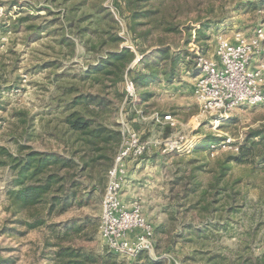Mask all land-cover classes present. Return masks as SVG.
Masks as SVG:
<instances>
[{
  "label": "trees",
  "instance_id": "16d2710c",
  "mask_svg": "<svg viewBox=\"0 0 264 264\" xmlns=\"http://www.w3.org/2000/svg\"><path fill=\"white\" fill-rule=\"evenodd\" d=\"M155 1L160 4L155 5ZM164 1L113 0V10L102 4H93V9H85L84 13L69 6L65 13L54 15L56 23L49 21V24L34 27L26 25V29L33 28L37 36L41 32H56L60 36L58 44L66 45L70 55L75 54L77 39L85 47V52L95 56L83 73H78L79 78L73 75L70 78L73 80L66 84L55 83V92L44 104L46 111L40 113V119L43 114L51 116L44 119L38 133H27L25 141L18 142L14 152L0 145V167H6L10 173L4 190L5 210L12 217L10 222L21 227L18 230L21 236L30 230L43 229L42 255L47 264H121L117 258L125 259L105 244L100 252L75 244V237L83 240L94 238L96 230L98 233L99 219L90 215L54 219L71 209L85 207L104 191L121 141L120 123L112 118L118 107L128 111L130 119H141L135 110L153 96L150 84H169L177 80L181 65L193 66L194 54L189 45H197L206 52V31L223 23V16L212 17L213 9L210 7L207 9L210 16L193 18L187 24V20H178L182 17L181 10L177 7L171 11L165 9L162 7ZM121 3L128 12V31L146 44L144 47L137 45V51L121 45L123 39L117 32L119 28L114 14V11L122 13ZM46 10L50 15L51 11ZM30 16L26 14L14 19V31ZM55 24L56 28L50 30ZM142 27L143 30L139 29ZM156 30L159 34L184 32L185 35H182L181 43L174 44L162 39L161 35L155 37ZM149 37L152 42L147 44ZM55 63L46 61L43 68ZM62 76L55 73L53 79L58 82ZM126 79H130L137 89L135 102L128 99L124 103L123 83ZM145 108L141 109L143 114L146 113ZM13 115L19 124L27 125L33 124L35 116L25 107L16 109ZM166 129V133L172 131L169 125ZM221 138L206 135L202 144H217ZM37 139L42 147L31 143ZM237 147L236 151H227L223 159H216L217 168L207 183L195 179L193 170L183 176L181 195L175 194L176 205L205 218L215 212L216 219L215 222L199 224L190 219L183 222L170 215L175 222L180 220V226H174L176 232L167 250H171L179 240L192 243L191 250L183 255L180 264H264V251H251L250 243L256 238L253 228L243 231L229 246L218 245L223 231L228 234L232 227L231 219L222 217L221 211L236 213L243 207L242 198H239L240 180L229 183L227 179L231 165H250L264 171V123L248 128ZM181 219H184L183 215ZM260 224L264 226V221ZM3 230L4 233L8 229ZM156 231L162 233L164 229L161 226ZM3 250L7 255H0V264H13L16 249L9 247ZM132 260L131 264H169L171 261L161 253L152 257L145 252L138 253Z\"/></svg>",
  "mask_w": 264,
  "mask_h": 264
},
{
  "label": "rangeland",
  "instance_id": "374dc122",
  "mask_svg": "<svg viewBox=\"0 0 264 264\" xmlns=\"http://www.w3.org/2000/svg\"><path fill=\"white\" fill-rule=\"evenodd\" d=\"M112 3L113 0H0V145L14 152L17 143L25 141L27 133H38V127L44 119L51 116V114H43V118L40 119V113L46 111L44 104L55 92V83L66 84L67 81L73 80L70 79L73 75L79 78L78 73H83L95 57L85 52V47L74 35L77 46L75 54L70 55L66 45L58 44L60 36L56 32L48 34L41 32L37 36L33 28L28 30L26 25L34 27L44 23L49 24V21L51 24L56 23V18L53 19L54 15L59 14L60 16L61 13L67 11L69 6L77 7V12L84 13L85 9L92 10L93 4H102L113 10ZM154 4L157 5L160 2L155 1ZM162 4V7L170 11L177 8L181 10L182 17L178 20H187L185 21L187 24L192 22L193 18L210 16L211 14L207 11L210 7L213 9L212 17H224L220 26L206 31L208 40L205 43V49L210 52L209 55H213L215 51L214 42L218 35L223 34L232 39L235 32H240L244 37L251 38L255 35L257 28L264 25V0H165ZM44 7L51 11L50 15H47ZM26 14L31 15V18L22 22L14 31L12 28L14 19ZM114 14L119 28L117 32L123 39L121 45L128 46L134 51H137V45L144 47L146 44L144 45L128 31L126 24L128 12L123 4L122 13L118 14L114 11ZM82 24H85V21ZM55 28L56 24L49 29ZM139 29L143 30L144 27ZM159 35L162 39L179 44L185 33L159 34L156 30L154 36L159 37ZM92 37L96 39L94 34ZM151 42V37H149L147 44ZM189 46L191 48L197 45L191 43ZM260 48L262 51H258V54L253 56L252 67L261 62L264 63V41L260 43ZM46 61H56L57 64L43 68ZM193 69L194 65L191 68L181 65L179 70V73H182L181 80L175 81L169 88L164 86L161 88L157 85L158 88L156 83H151L149 87L154 92L153 96L138 108L146 107L144 109L145 119L138 120L128 117L132 120V126L145 138L182 134L187 136L193 144V148L188 153H166L161 149L151 150L139 162L132 163L128 169L129 189L127 192L141 204L143 215L153 226L156 254L161 253L167 261L171 260L169 264L172 262L180 264L183 255L192 248L191 242L183 243L179 240L171 250H167V245L176 232L173 228L175 225L180 226L178 224L180 220L184 222L190 219L194 223L204 224L215 222L216 219L215 212L212 216L205 218L190 211H184L185 207L176 205L177 196L175 194L180 193L181 195V183L185 178L183 176H187L193 170L195 179L204 184L207 183L217 168L216 159H223L227 151H236L234 147L242 143L244 132L248 128L264 123V104L256 106L241 104L227 111L224 116L201 109L190 88L192 73H195ZM55 73L63 74V78H60L58 82L53 79ZM24 107L29 108L31 113L35 114L33 124H19L14 120L13 112ZM121 110L122 108L118 107L112 117L116 122H120L122 118ZM154 111L172 115L175 125L170 133H166V124H158L150 118ZM206 135L222 138L217 144H202ZM229 138L232 141V147L226 149L222 142ZM31 143L42 147L38 139ZM9 178L8 169L0 167V255H7L3 248L10 247L16 249L13 252L16 258L13 264H47L46 258L42 255L45 236L43 229L30 230L21 236L18 232L21 227L10 222L12 217L5 210L4 196ZM227 179L229 183L236 179L240 180L239 198H242L243 207L236 213L221 211L222 217L231 219L232 227L228 234L223 231L224 235L218 245L229 246L243 231L253 228L256 238L250 243L251 251L261 253L264 251V226L260 224L264 221V171L254 169L250 165L232 164ZM103 192L97 195L98 199L92 200L85 207L71 209L54 220H63L72 216L84 217L85 215L98 220ZM170 215L177 216L180 220L175 222V219H170ZM182 215L184 219H181ZM161 226L164 231L157 232L156 230ZM13 227L16 228L9 230ZM5 228L8 230L3 233ZM211 229L217 230L213 227ZM75 244H81L96 252L103 249V242L97 230L92 240L75 237ZM117 259L121 264H131L133 261L126 258Z\"/></svg>",
  "mask_w": 264,
  "mask_h": 264
},
{
  "label": "built area",
  "instance_id": "2783aa9c",
  "mask_svg": "<svg viewBox=\"0 0 264 264\" xmlns=\"http://www.w3.org/2000/svg\"><path fill=\"white\" fill-rule=\"evenodd\" d=\"M263 41L264 25H260L251 38L244 37L240 32H235L232 39L223 34L215 37L216 59L202 52L198 46L190 48L194 54L192 61L195 69L192 94L201 109L224 116L227 111L241 104H264V63L252 67L253 56L262 51L260 43ZM123 89L124 103L128 99L135 102L137 89L130 79L124 81ZM135 111L141 119H145L141 109ZM121 112V141L108 172L101 200L98 236L103 244L121 258L132 259L140 252L154 257V229L143 215L141 204L133 200L127 206L122 201L128 169L151 150L188 153L193 144L182 134L145 138L132 126L128 111L122 109ZM150 118L172 128L175 125L171 114L154 111ZM222 144L226 149L232 147L230 138ZM237 148L234 147L235 150Z\"/></svg>",
  "mask_w": 264,
  "mask_h": 264
},
{
  "label": "crops",
  "instance_id": "0c3cea01",
  "mask_svg": "<svg viewBox=\"0 0 264 264\" xmlns=\"http://www.w3.org/2000/svg\"><path fill=\"white\" fill-rule=\"evenodd\" d=\"M210 47L212 46V44L211 45H209ZM206 54L207 55H209L210 54V52H208V50H206ZM210 57H212V58H215L216 59V56H215V54L213 53V55L211 54V55H209ZM215 56V57H214ZM191 68V67H190ZM194 70V69H193ZM195 71V70H194ZM193 71V72H194ZM181 74L182 73H179V77H178V81H180L181 80ZM192 75H193V78L191 79L192 80V84H191V86H190V88H191V91H192V88H193V83H194V76H195V73H192ZM177 80H175V81H177ZM175 81H173L172 83H169V84H167V83H163V82H157L156 83V86L158 85L159 87H161L162 88V86H164L165 88H169V86H173V84L175 83ZM155 86V87H156ZM157 86V87H158ZM158 87V88H159ZM181 87H186V86H181ZM158 88H155V89H158ZM129 180L127 181V183H126V185L124 186V188H123V194H122V201L127 205V206H129L130 205V203L134 200V196L133 195H131V194H129L127 191H128V189H129Z\"/></svg>",
  "mask_w": 264,
  "mask_h": 264
}]
</instances>
